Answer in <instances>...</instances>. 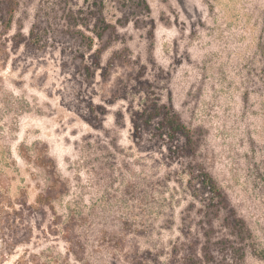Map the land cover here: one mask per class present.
I'll list each match as a JSON object with an SVG mask.
<instances>
[{"label":"rangeland","instance_id":"1","mask_svg":"<svg viewBox=\"0 0 264 264\" xmlns=\"http://www.w3.org/2000/svg\"><path fill=\"white\" fill-rule=\"evenodd\" d=\"M0 146V264H264V0H0Z\"/></svg>","mask_w":264,"mask_h":264},{"label":"trees","instance_id":"2","mask_svg":"<svg viewBox=\"0 0 264 264\" xmlns=\"http://www.w3.org/2000/svg\"><path fill=\"white\" fill-rule=\"evenodd\" d=\"M95 33V32H94ZM98 33V32H96ZM97 35V37H100L99 34H95ZM169 124H171V126H173V130L174 132H178L180 130H182L180 124L178 123V121L176 120V118L174 117V115H172L169 118ZM8 152L7 154H5V152L1 149L0 146V162L7 158ZM206 177V176H205ZM4 175L0 170V220L1 219H6L9 216V208H12V202L9 198H7L6 194L4 193L5 190V184H4Z\"/></svg>","mask_w":264,"mask_h":264}]
</instances>
